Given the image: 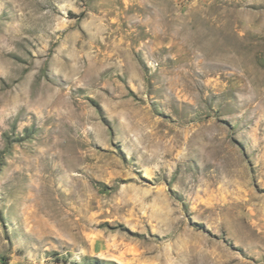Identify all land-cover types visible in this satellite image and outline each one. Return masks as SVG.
I'll list each match as a JSON object with an SVG mask.
<instances>
[{"label": "rangeland", "instance_id": "374dc122", "mask_svg": "<svg viewBox=\"0 0 264 264\" xmlns=\"http://www.w3.org/2000/svg\"><path fill=\"white\" fill-rule=\"evenodd\" d=\"M0 264H264V0H0Z\"/></svg>", "mask_w": 264, "mask_h": 264}, {"label": "bare ground", "instance_id": "6f19581e", "mask_svg": "<svg viewBox=\"0 0 264 264\" xmlns=\"http://www.w3.org/2000/svg\"><path fill=\"white\" fill-rule=\"evenodd\" d=\"M133 190L135 189V187H131ZM157 201H159L162 205V208L167 212V215H169L170 219L173 213V210L170 208L171 207V203L165 198V197H161L158 196L156 198ZM155 200V201H156ZM170 200V199H169ZM160 206V205H159ZM162 208L160 210H162ZM179 225V224H178Z\"/></svg>", "mask_w": 264, "mask_h": 264}]
</instances>
